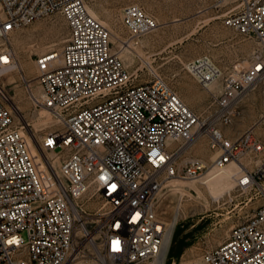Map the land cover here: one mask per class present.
Here are the masks:
<instances>
[{"label":"built area","instance_id":"obj_1","mask_svg":"<svg viewBox=\"0 0 264 264\" xmlns=\"http://www.w3.org/2000/svg\"><path fill=\"white\" fill-rule=\"evenodd\" d=\"M89 1L0 0V264H160L169 182L199 180L232 163L242 166L233 197L260 205L201 264H264V143L255 134L263 122L233 142L223 131L264 81V0H234L224 19L256 44L248 67L225 72L208 56L183 65L210 97L206 117L153 67L141 83L114 50L112 32L90 14ZM53 14L67 22L66 45L37 58L34 79L21 78L26 89L35 82L41 91L29 93L34 107L58 122L36 138L34 155L3 79L17 65L12 37ZM122 25L133 43L160 27L136 4L123 9ZM198 135L208 137L215 159L178 164ZM116 237L119 251L112 249Z\"/></svg>","mask_w":264,"mask_h":264},{"label":"rangeland","instance_id":"obj_2","mask_svg":"<svg viewBox=\"0 0 264 264\" xmlns=\"http://www.w3.org/2000/svg\"><path fill=\"white\" fill-rule=\"evenodd\" d=\"M221 0H90L89 8L96 12L101 21L113 35V48L121 56L131 73L138 71L139 81L150 79V67L158 70L169 85L179 94L187 106L198 115L208 116L210 97L196 80L184 70V64L208 56L223 71L228 72L237 64L249 66L256 44L227 28L224 19L237 4ZM141 6L155 18L160 27L154 33L133 43L130 34L122 25L123 9L128 5ZM69 36L66 20L60 14H53L37 20L33 25L18 31L11 40L16 54L17 65L23 69L28 79L37 74L36 60L52 51L60 53ZM127 42L126 45L123 43ZM132 43V48L128 44ZM20 71H14L4 77L5 85L11 96L21 108L31 127H25L28 139L29 131L37 138L57 128V119L42 109L35 108L29 99L27 89L21 83ZM33 90L37 95L41 91L35 82ZM37 110V111H35ZM53 119L46 127L38 119ZM255 134L264 143V81L242 102V116L230 126L224 127L225 138L235 141L251 127L259 124ZM31 151L37 155L33 149ZM195 157L212 163V152L208 137L199 139L178 161L182 164L186 158ZM264 160V154L261 156ZM249 159L243 160L245 165ZM200 190L184 195L169 192L163 204V211L169 222L174 225L172 241L169 245L165 264H201L205 252L223 244L231 229L252 215L260 205L258 200L249 205L246 197L234 198V188L219 199H214L198 180H185ZM104 203H100L102 207ZM172 227V228H173Z\"/></svg>","mask_w":264,"mask_h":264},{"label":"bare ground","instance_id":"obj_3","mask_svg":"<svg viewBox=\"0 0 264 264\" xmlns=\"http://www.w3.org/2000/svg\"><path fill=\"white\" fill-rule=\"evenodd\" d=\"M228 1H232V0H223L221 4L224 5ZM232 3H234V2H232ZM88 10H89V12H90V14L92 16H94L96 19L99 20L98 15L96 14V12L93 11L91 8H89V6H88ZM228 15H229V13L226 15V17ZM112 40H113V37H112ZM123 44L126 45L127 42H124ZM132 45H133L132 43L128 44V47L132 48ZM55 52H57V51H55ZM247 63H248V61H246L244 64H247ZM244 64H242V66H244ZM14 71H20V73H22L20 78L25 76L23 74V69L20 68L18 65H16L14 70H12L11 72H8L7 75H10ZM261 83H263V82L258 83L257 87H259L261 85ZM14 84H16V81L10 82L9 85H6V86H11V85H14ZM217 88L218 87L216 85L211 87L212 90H216ZM254 90H256V89H254ZM254 90L249 91V94L252 91H254ZM27 91H28V96H29V93L30 94L31 93H35V90H33L32 82H31V87H28ZM35 94L37 95V93H35ZM12 103H13V105L15 107V110L17 112V116H18L19 120L24 122V124L26 125L27 128L31 127L30 123L27 121V119L23 115V112H22L21 108L15 102L14 96H12ZM42 109H44V111L46 113H48L49 115L51 114L50 111H48L47 109H45V108H42ZM35 111H37V110H35ZM38 123H39V125L44 123L45 126L48 127V126H50L53 123V119L50 116H49V119H47V120H43V117H40L38 119ZM56 123H58V122L56 121ZM28 131H29L28 132L29 136H28L27 140H28L30 149L32 148L33 151L37 154L36 148H35V146L37 145V140H36L37 137L34 134H31V129H28ZM201 138H203V136L202 135H198L196 137L195 141L193 142V144L190 145L187 148V151ZM214 159H215V156L212 155V160H214ZM241 168H242L241 164L232 163V164L228 165L224 169L209 171L207 174H205V176L200 178L198 181H200L201 184L205 186L206 190H208V192L212 195V197L214 199H219L224 194L230 192L235 187V178L234 177H235V174L237 173V171H239ZM168 190H169V192L181 193L182 195H184V194H186V193H188L190 191H197L198 193H200V190L198 188H196L193 185V183L186 182L184 179H178V178L177 179H173V180H171L169 182ZM175 218H178V217L175 216L174 219ZM173 220L170 222V226H169L170 227L169 228V237H168V241H167V247H166V251H165V256H164V258H163V260L161 261L160 264H165V262H166V255H167V252H168L169 245H170V243L172 241L173 231L175 230V228L178 225V222H177L174 225V227H173V225H172Z\"/></svg>","mask_w":264,"mask_h":264},{"label":"clouds","instance_id":"obj_4","mask_svg":"<svg viewBox=\"0 0 264 264\" xmlns=\"http://www.w3.org/2000/svg\"><path fill=\"white\" fill-rule=\"evenodd\" d=\"M105 175H107V173H105ZM120 245H121V240L119 237H116L112 240V249H118L116 251L120 250Z\"/></svg>","mask_w":264,"mask_h":264},{"label":"snow or ice","instance_id":"obj_5","mask_svg":"<svg viewBox=\"0 0 264 264\" xmlns=\"http://www.w3.org/2000/svg\"><path fill=\"white\" fill-rule=\"evenodd\" d=\"M113 187H115V186H113ZM114 250H118V249H114Z\"/></svg>","mask_w":264,"mask_h":264}]
</instances>
